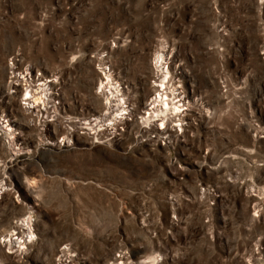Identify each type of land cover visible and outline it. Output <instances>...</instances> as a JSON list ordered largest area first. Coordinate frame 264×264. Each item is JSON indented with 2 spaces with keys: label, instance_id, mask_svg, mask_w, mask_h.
Here are the masks:
<instances>
[{
  "label": "rangeland",
  "instance_id": "374dc122",
  "mask_svg": "<svg viewBox=\"0 0 264 264\" xmlns=\"http://www.w3.org/2000/svg\"><path fill=\"white\" fill-rule=\"evenodd\" d=\"M16 52L58 77L54 124L6 92ZM159 85L186 110L155 140ZM1 187L0 264H264V0H0Z\"/></svg>",
  "mask_w": 264,
  "mask_h": 264
},
{
  "label": "built area",
  "instance_id": "2783aa9c",
  "mask_svg": "<svg viewBox=\"0 0 264 264\" xmlns=\"http://www.w3.org/2000/svg\"><path fill=\"white\" fill-rule=\"evenodd\" d=\"M99 70L104 76L99 86V90L101 92L105 91L109 93L110 90H107V88L112 84L110 81L112 79L110 67L103 65L99 68ZM58 80L59 79L57 76L45 74L42 69L26 61L19 52H16L10 57L8 61L5 90L9 95L17 96L19 103L26 112L33 115L35 114L34 116L39 114L44 124H54L56 120L59 119L62 108ZM118 86L120 87V85ZM159 88L160 91L158 92L163 95L162 92L165 90V87L159 85ZM156 96H158V98L155 100ZM163 101L160 100L159 94H155V96L149 99L145 109L142 111V114L139 117V122L142 124L152 121V123L156 125L154 129H152L154 131V135L151 136L155 140L160 138V130L166 128V125L163 124L161 122V118H159L162 111H168L166 104H163ZM166 101L169 100H165V102ZM179 105L180 111L178 112H183L186 110V106H184L183 103H179ZM127 107L128 106L126 105L122 108H119V112H116V117H113L114 121L108 122L106 124L107 127H105L104 130L107 131L108 135L105 136L104 139H106L108 136L117 139L121 137V134H123L127 125L131 121V119H128L127 117ZM181 124L182 123L175 124L174 126L177 129H182ZM86 129V132L91 135H95L94 137L97 138L96 132L93 129ZM139 137L140 142L151 140V138L148 136L140 135ZM61 139L62 144L67 143L65 142L66 140L64 137ZM63 140L65 141L63 142ZM162 143L166 144L164 137Z\"/></svg>",
  "mask_w": 264,
  "mask_h": 264
},
{
  "label": "bare ground",
  "instance_id": "6f19581e",
  "mask_svg": "<svg viewBox=\"0 0 264 264\" xmlns=\"http://www.w3.org/2000/svg\"><path fill=\"white\" fill-rule=\"evenodd\" d=\"M162 59H163V56H159V57H157L156 58V65L157 66H159L160 64H159V62H161L162 61ZM159 64V65H158ZM161 93H159V95H160ZM156 98H158V96H156ZM166 98H167V96H166ZM160 100L161 101H163V100H166L165 98H164V95H160ZM163 103H165V101H163ZM167 105H170L169 107V110H172V111H175V113L180 109V105L178 104V103H175V104H173V105H171V102L170 101H167ZM162 122H164L165 123V119L164 118H162ZM4 190V188L3 187H1V189H0V192H2ZM21 224H26V225H29L28 227L30 228L31 227V223H30V217L28 218V219H24V220H22V222H21ZM28 235H33V232L32 231H29L28 232ZM19 239V237H14V234H12L11 235V237H10V239L8 240V241H10V244H14V246H16V244H17V247L20 249V247H24V246H21V243L22 242H25V241H27V240H24V241H22V240H18ZM13 248V247H12Z\"/></svg>",
  "mask_w": 264,
  "mask_h": 264
}]
</instances>
